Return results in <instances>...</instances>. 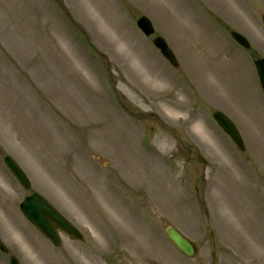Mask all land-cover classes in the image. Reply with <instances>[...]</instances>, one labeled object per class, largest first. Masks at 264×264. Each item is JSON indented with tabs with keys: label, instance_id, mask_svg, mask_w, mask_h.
I'll return each mask as SVG.
<instances>
[{
	"label": "rangeland",
	"instance_id": "1",
	"mask_svg": "<svg viewBox=\"0 0 264 264\" xmlns=\"http://www.w3.org/2000/svg\"><path fill=\"white\" fill-rule=\"evenodd\" d=\"M263 13L264 0H0V264H264ZM33 192L81 238L45 237L19 208Z\"/></svg>",
	"mask_w": 264,
	"mask_h": 264
},
{
	"label": "water",
	"instance_id": "2",
	"mask_svg": "<svg viewBox=\"0 0 264 264\" xmlns=\"http://www.w3.org/2000/svg\"><path fill=\"white\" fill-rule=\"evenodd\" d=\"M264 26V13L261 16ZM136 23L138 27L143 31L145 35H150L154 32L151 21L144 15L140 16ZM232 37L242 46L248 48V40L239 32L231 30ZM153 44L157 47L160 53L169 60L174 66L178 65V62L168 46L166 40L157 35L153 38ZM256 72L259 78L260 85L264 91V59H257L254 62ZM213 118L217 121L219 126L230 136L233 142L241 150L244 149V143L242 137L231 119L226 116L222 111L216 110L212 113ZM199 162L206 163V160L202 155H198ZM4 163L13 174L16 180L25 189L29 188L30 181L18 165V163L10 156L6 154L4 156ZM19 208L24 216L54 245L59 246L61 244L60 232H63L72 239H80L81 234L79 230L63 216L45 197L37 192H33L27 195L19 203ZM167 238L173 243V245L185 256L194 257L197 253V247L186 235H184L178 228L173 225H168L164 230ZM0 249L3 252H8L6 246L0 240ZM12 264H18L16 258L11 256Z\"/></svg>",
	"mask_w": 264,
	"mask_h": 264
},
{
	"label": "bare ground",
	"instance_id": "3",
	"mask_svg": "<svg viewBox=\"0 0 264 264\" xmlns=\"http://www.w3.org/2000/svg\"><path fill=\"white\" fill-rule=\"evenodd\" d=\"M197 128H199V125H196Z\"/></svg>",
	"mask_w": 264,
	"mask_h": 264
},
{
	"label": "flooded vegetation",
	"instance_id": "4",
	"mask_svg": "<svg viewBox=\"0 0 264 264\" xmlns=\"http://www.w3.org/2000/svg\"><path fill=\"white\" fill-rule=\"evenodd\" d=\"M249 47H250V45H249ZM249 47H248V48H249ZM248 48H245V49H248Z\"/></svg>",
	"mask_w": 264,
	"mask_h": 264
}]
</instances>
